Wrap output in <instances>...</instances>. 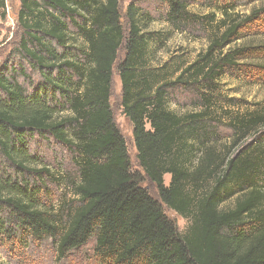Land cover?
Masks as SVG:
<instances>
[{"label":"trees","instance_id":"trees-1","mask_svg":"<svg viewBox=\"0 0 264 264\" xmlns=\"http://www.w3.org/2000/svg\"><path fill=\"white\" fill-rule=\"evenodd\" d=\"M166 1L170 21L183 22L188 0ZM20 3L18 52L25 63L0 69V237L21 245L51 239L59 261L95 241L97 264H264V142L241 145L264 129V102L244 115L226 112L233 132L227 152L216 142L224 125L221 78L250 67L264 74V41L250 42L264 40V6L240 14L223 4L221 18H210L215 26L207 50L170 73L167 65L148 68L156 34L144 32L132 5L126 34L120 0ZM0 18H6L5 0ZM71 27L82 39L77 56L65 52L77 41ZM243 39L249 42L238 44ZM124 44L122 106L137 159L161 203L191 222L184 235L132 173L114 121L113 70ZM177 87L197 90L195 110L169 109ZM35 136L53 138L77 157L72 196L57 207L43 201V178H62L31 153ZM230 200L234 205L225 208Z\"/></svg>","mask_w":264,"mask_h":264},{"label":"rangeland","instance_id":"rangeland-1","mask_svg":"<svg viewBox=\"0 0 264 264\" xmlns=\"http://www.w3.org/2000/svg\"><path fill=\"white\" fill-rule=\"evenodd\" d=\"M21 0H5L6 18H0V69L6 65H17L24 62L18 52L23 38L18 16L21 8ZM223 4L236 6V12L249 14L254 8L264 6V0H188L187 12L183 22L174 24L169 19L170 7L166 0H120V13L122 24L128 34L129 22L127 13L132 5L139 10V19L144 23L145 33H155L148 59V68L160 69L167 65L170 73H174L177 68L186 67L197 58L200 53L207 50L214 23L211 17L221 18L220 8ZM256 30V29H255ZM254 30V32H255ZM75 29L71 27V35L77 39L68 45L66 53L72 56L79 55V47L82 39L78 37ZM253 31L250 33H254ZM251 38V37H250ZM264 41L262 38H255L251 43ZM248 39H243L238 44H245ZM235 45H232L234 47ZM126 56L125 44L118 53V60L113 70L111 109L115 124L126 141L132 173L138 178L141 186L146 189L150 196L160 202L167 218L173 222L179 235H184L191 222L183 219L174 211L170 210L159 199L157 187L146 176L140 167L137 159V148L133 136V125L124 114L122 106V83L119 76V64ZM25 63V62H24ZM259 64L247 62V64ZM28 73L31 75L29 68ZM257 69L250 67L233 73L225 74L219 81V92L217 93L220 115L224 117V125L218 129L216 136L219 149L228 150L233 132L227 125L229 119L226 112L236 116L244 115L258 108V104L264 102V74ZM179 73H176V78ZM37 80V74H32ZM24 82L21 79V82ZM28 82H26V85ZM29 88V84L27 86ZM196 89H184L182 87L171 89L169 93V109L177 114H184L195 110L193 102L197 100ZM63 114H68L67 108H63ZM231 116V117H233ZM30 142V151L37 156L41 165L50 170L51 174L62 178L61 182H56L43 178L44 188L43 201L49 207H57L62 200L71 198L70 180L77 181L78 166L76 165V155L67 147L59 144L53 138H43L35 136ZM264 142V129L256 136H250L241 145L252 146L255 143ZM227 146V147H225ZM247 147V146H245ZM235 151V150H234ZM67 180V181H66ZM171 181L170 175L164 176L166 186ZM68 182V183H67ZM234 205V200L228 201L224 206L230 208ZM20 236V234H19ZM95 241L79 250L70 252L62 261L58 260V250L56 243L51 239L43 241L27 240L22 245L13 243L4 237H0V264H97L94 256Z\"/></svg>","mask_w":264,"mask_h":264}]
</instances>
